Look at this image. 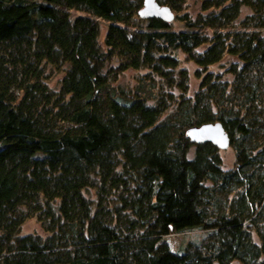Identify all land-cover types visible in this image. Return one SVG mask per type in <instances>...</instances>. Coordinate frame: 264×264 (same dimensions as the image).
I'll list each match as a JSON object with an SVG mask.
<instances>
[{
    "label": "trees",
    "instance_id": "trees-1",
    "mask_svg": "<svg viewBox=\"0 0 264 264\" xmlns=\"http://www.w3.org/2000/svg\"><path fill=\"white\" fill-rule=\"evenodd\" d=\"M156 1L0 0V264H264V0Z\"/></svg>",
    "mask_w": 264,
    "mask_h": 264
},
{
    "label": "rangeland",
    "instance_id": "rangeland-1",
    "mask_svg": "<svg viewBox=\"0 0 264 264\" xmlns=\"http://www.w3.org/2000/svg\"><path fill=\"white\" fill-rule=\"evenodd\" d=\"M27 3L34 4L38 0H25ZM188 10L191 12V14L194 16L199 9V0H188ZM23 10L22 7H9L4 8V6L0 3V19L6 18L8 16H11L18 11ZM77 13L75 11H71V15L75 16ZM104 27L105 25L101 24L102 34H104ZM188 69L190 73V79L189 84L191 86L190 93L192 94L193 91H195L198 87L199 79L193 77L192 72L196 70V66L193 64H188ZM217 66L213 67V70H216ZM142 72H135V71H126L122 75L119 76V78L115 81V84H120L122 86H131L135 87L137 84L138 78H140ZM60 76H57L54 78L53 82L51 83V86H55V81L58 80ZM220 154L222 157L223 167L225 169L231 168L234 165V151L232 148L227 147L225 149H220ZM23 232H40L41 226L40 223L35 220L34 218H30L25 221V223L22 226ZM200 234V231L193 230L191 232H186L183 234H171L167 236H163L160 240V242L167 243L171 251H178L183 243L191 238H197ZM231 264H241L240 262L234 261Z\"/></svg>",
    "mask_w": 264,
    "mask_h": 264
},
{
    "label": "water",
    "instance_id": "water-1",
    "mask_svg": "<svg viewBox=\"0 0 264 264\" xmlns=\"http://www.w3.org/2000/svg\"><path fill=\"white\" fill-rule=\"evenodd\" d=\"M138 15L142 18L157 17L164 21H171L173 13L166 6H160L156 0H143V7ZM186 136L190 142L201 144L210 142L219 149H225L229 145V136L220 122L203 123L192 126L186 130Z\"/></svg>",
    "mask_w": 264,
    "mask_h": 264
},
{
    "label": "bare ground",
    "instance_id": "bare-ground-1",
    "mask_svg": "<svg viewBox=\"0 0 264 264\" xmlns=\"http://www.w3.org/2000/svg\"><path fill=\"white\" fill-rule=\"evenodd\" d=\"M230 146V142H229V145H228V147ZM231 147V146H230ZM227 148V147H226Z\"/></svg>",
    "mask_w": 264,
    "mask_h": 264
}]
</instances>
